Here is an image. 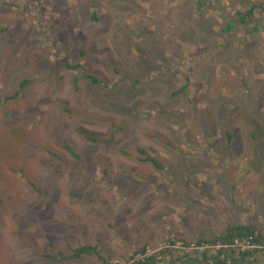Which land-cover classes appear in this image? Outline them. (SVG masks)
<instances>
[{"label": "rangeland", "instance_id": "1", "mask_svg": "<svg viewBox=\"0 0 264 264\" xmlns=\"http://www.w3.org/2000/svg\"><path fill=\"white\" fill-rule=\"evenodd\" d=\"M248 219L264 234V0H0V264H123Z\"/></svg>", "mask_w": 264, "mask_h": 264}, {"label": "trees", "instance_id": "2", "mask_svg": "<svg viewBox=\"0 0 264 264\" xmlns=\"http://www.w3.org/2000/svg\"><path fill=\"white\" fill-rule=\"evenodd\" d=\"M255 4H251L245 10L236 11V17L238 18L237 22L244 24L245 21H248L251 18L253 8ZM64 68L66 70H72L76 73H80L82 77L86 78L90 83L96 85H102L105 87V82L96 77L95 75L87 72L84 69V66L79 62H66L64 63ZM74 84L78 80L76 76L72 77ZM28 79L22 80V84L26 83ZM184 85L182 84L175 92H179L183 89ZM17 94L14 93L10 97H14ZM8 99V96L5 98ZM222 113V110L220 111ZM228 143L232 144L233 139L232 135L226 133ZM110 139L105 140L109 142ZM137 152L142 156L141 159L155 162L154 159L142 149H138ZM158 167V166H157ZM158 168H161L158 167ZM176 240L181 243L183 250H187L190 245H193L195 248H192L190 252L184 251L183 256H193L180 258L176 257L179 255L174 254L173 245H175ZM169 247L164 248L159 251V255H145L146 253V244L142 245L140 248L133 250L128 254L126 260L131 261L130 264H158L165 254L168 253V261L174 260V263L179 262V264H264V234L256 225L253 220H246L244 222H239L235 224H227L220 232L211 237H195L193 240H187L179 236H173L166 240ZM236 242L239 244L243 242L244 246L236 245ZM210 249V250H209ZM86 254H95L102 261L103 264H111L109 257H103L99 254L98 247L96 245H87L80 247L74 250L70 257H80ZM140 256V258H136ZM53 260H62L60 253L57 255H45ZM128 261V262H129Z\"/></svg>", "mask_w": 264, "mask_h": 264}, {"label": "built area", "instance_id": "3", "mask_svg": "<svg viewBox=\"0 0 264 264\" xmlns=\"http://www.w3.org/2000/svg\"><path fill=\"white\" fill-rule=\"evenodd\" d=\"M236 245H238V246H244L245 244L243 243V242H241V243H237L236 242ZM190 249H192V248H195L193 245H190V247H189ZM136 258H140V256L139 257H136ZM131 263V261H129V262H124L123 264H130Z\"/></svg>", "mask_w": 264, "mask_h": 264}, {"label": "crops", "instance_id": "4", "mask_svg": "<svg viewBox=\"0 0 264 264\" xmlns=\"http://www.w3.org/2000/svg\"><path fill=\"white\" fill-rule=\"evenodd\" d=\"M188 3V5H190V3L188 1H186ZM172 4H175V3H172ZM173 6V5H172ZM205 6V5H204Z\"/></svg>", "mask_w": 264, "mask_h": 264}, {"label": "bare ground", "instance_id": "5", "mask_svg": "<svg viewBox=\"0 0 264 264\" xmlns=\"http://www.w3.org/2000/svg\"><path fill=\"white\" fill-rule=\"evenodd\" d=\"M210 250V249H209Z\"/></svg>", "mask_w": 264, "mask_h": 264}]
</instances>
